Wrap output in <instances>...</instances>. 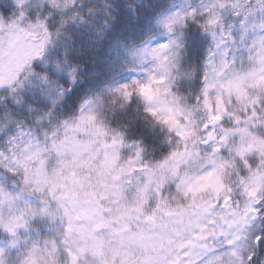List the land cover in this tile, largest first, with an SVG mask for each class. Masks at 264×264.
Returning <instances> with one entry per match:
<instances>
[{"label": "snow or ice", "instance_id": "6c2138e0", "mask_svg": "<svg viewBox=\"0 0 264 264\" xmlns=\"http://www.w3.org/2000/svg\"><path fill=\"white\" fill-rule=\"evenodd\" d=\"M0 264H264V0H0Z\"/></svg>", "mask_w": 264, "mask_h": 264}]
</instances>
